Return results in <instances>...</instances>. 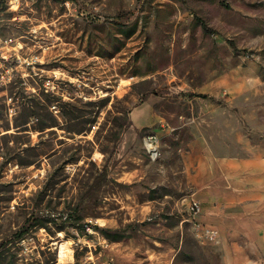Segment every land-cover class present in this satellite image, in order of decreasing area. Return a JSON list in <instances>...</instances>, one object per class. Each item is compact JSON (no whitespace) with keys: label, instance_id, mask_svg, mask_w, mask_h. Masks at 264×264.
Here are the masks:
<instances>
[{"label":"rangeland","instance_id":"1","mask_svg":"<svg viewBox=\"0 0 264 264\" xmlns=\"http://www.w3.org/2000/svg\"><path fill=\"white\" fill-rule=\"evenodd\" d=\"M0 40V264H216L184 156L264 144V0H0Z\"/></svg>","mask_w":264,"mask_h":264},{"label":"crops","instance_id":"2","mask_svg":"<svg viewBox=\"0 0 264 264\" xmlns=\"http://www.w3.org/2000/svg\"><path fill=\"white\" fill-rule=\"evenodd\" d=\"M130 115L138 128L159 121L149 102ZM243 147L229 153L210 134L201 133L184 156L191 196L202 207L198 220L218 230L216 264H255L264 255V144L247 142Z\"/></svg>","mask_w":264,"mask_h":264},{"label":"built area","instance_id":"3","mask_svg":"<svg viewBox=\"0 0 264 264\" xmlns=\"http://www.w3.org/2000/svg\"><path fill=\"white\" fill-rule=\"evenodd\" d=\"M145 143L150 151L151 156L155 158L159 156V138L157 133L147 134L145 137ZM201 210L202 207L199 200L193 198L190 202V205L187 207L184 220L194 223L195 228L197 229V235L199 237H205L213 241L218 240V230L206 226L198 220V215L200 214Z\"/></svg>","mask_w":264,"mask_h":264},{"label":"trees","instance_id":"4","mask_svg":"<svg viewBox=\"0 0 264 264\" xmlns=\"http://www.w3.org/2000/svg\"><path fill=\"white\" fill-rule=\"evenodd\" d=\"M205 97V95H203ZM107 181V173L105 170H103L100 174H98L93 183L90 185L89 189L85 192L83 195V198L81 199L79 203V208H81L90 198L91 196L98 191L102 185ZM28 226H23L19 232L17 233V236L21 237L28 231Z\"/></svg>","mask_w":264,"mask_h":264}]
</instances>
